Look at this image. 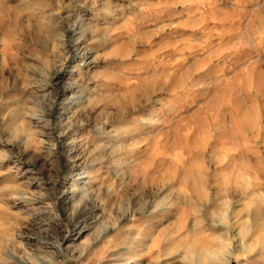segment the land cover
<instances>
[{"label":"rangeland","instance_id":"1","mask_svg":"<svg viewBox=\"0 0 264 264\" xmlns=\"http://www.w3.org/2000/svg\"><path fill=\"white\" fill-rule=\"evenodd\" d=\"M152 263L264 264V0H0V264Z\"/></svg>","mask_w":264,"mask_h":264},{"label":"bare ground","instance_id":"2","mask_svg":"<svg viewBox=\"0 0 264 264\" xmlns=\"http://www.w3.org/2000/svg\"><path fill=\"white\" fill-rule=\"evenodd\" d=\"M73 32V35H75V32ZM73 45H76V47H78L76 38L73 40ZM233 50V49H232ZM79 51V50H78ZM78 57H80V54L78 52H74V59H77ZM79 61V60H78ZM158 78V77H157ZM149 85V84H148ZM263 86V85H262ZM257 90V89H256ZM74 92V93H73ZM63 96H66V98H63L61 100V102L66 103L67 105L69 104H74V102H78L82 97H80V95L78 94V91L76 89L75 86L73 85H65L63 86V89L61 91ZM70 94L68 97L67 95ZM66 138V137H64ZM68 143V142H67ZM71 145V144H70ZM77 177V176H76ZM85 178V177H84ZM83 178V179H84ZM68 193V192H67ZM74 193V192H73ZM68 195V194H67ZM72 195V194H71ZM91 213V212H90ZM89 212H87V209L84 208L83 209V215L81 216L80 220H78L74 226H73V231H76V234L81 233L82 231H84V229L86 228V224L84 223L85 219L87 218V216L90 214ZM152 264H158V263H152ZM231 264V263H229Z\"/></svg>","mask_w":264,"mask_h":264}]
</instances>
